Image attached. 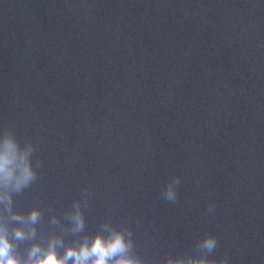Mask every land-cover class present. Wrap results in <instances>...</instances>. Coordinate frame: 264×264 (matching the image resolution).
Here are the masks:
<instances>
[{"label": "water", "instance_id": "1", "mask_svg": "<svg viewBox=\"0 0 264 264\" xmlns=\"http://www.w3.org/2000/svg\"><path fill=\"white\" fill-rule=\"evenodd\" d=\"M8 130L34 148L36 181L0 206L23 260L116 231L143 264H264V0H0Z\"/></svg>", "mask_w": 264, "mask_h": 264}, {"label": "clouds", "instance_id": "2", "mask_svg": "<svg viewBox=\"0 0 264 264\" xmlns=\"http://www.w3.org/2000/svg\"><path fill=\"white\" fill-rule=\"evenodd\" d=\"M33 151L31 144L22 150L10 130L5 132L3 141L0 142V206L8 212H12L13 193L22 192L37 179L30 160ZM37 166L39 167L40 164ZM180 183L179 177L173 178L163 193L164 198L175 202L177 200L176 188ZM209 210H214V206H210ZM40 218L39 210H33L27 217L16 212H13L11 216L14 221L21 224L27 222L32 225H35ZM3 219V213L0 212V221ZM72 220L75 224L73 231H82L84 219L79 211L72 216ZM128 235L130 236L131 233ZM35 236V227L31 228L30 232L23 227L14 230V238L17 241ZM217 244L216 237L208 236L203 240L201 247L211 253ZM58 245H63L62 239H52L46 249L40 244H34L29 250L28 259L23 260L15 252L17 246L9 238L7 224L0 222V264H69V261H72V264H143L142 261L130 255L131 242L125 240L122 232L113 231L107 239L98 235L91 243L86 238L79 247H68L62 256L57 251ZM168 264H185V261L182 259L169 260ZM188 264H217V261L203 258L190 260ZM219 264H228V260L224 259Z\"/></svg>", "mask_w": 264, "mask_h": 264}]
</instances>
